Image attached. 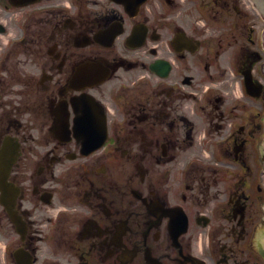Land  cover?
I'll return each instance as SVG.
<instances>
[{"label":"flooded vegetation","instance_id":"flooded-vegetation-1","mask_svg":"<svg viewBox=\"0 0 264 264\" xmlns=\"http://www.w3.org/2000/svg\"><path fill=\"white\" fill-rule=\"evenodd\" d=\"M263 31L249 0H0V264H264Z\"/></svg>","mask_w":264,"mask_h":264},{"label":"water","instance_id":"water-1","mask_svg":"<svg viewBox=\"0 0 264 264\" xmlns=\"http://www.w3.org/2000/svg\"><path fill=\"white\" fill-rule=\"evenodd\" d=\"M122 1L126 2V0H122ZM139 1H141V0H139Z\"/></svg>","mask_w":264,"mask_h":264}]
</instances>
